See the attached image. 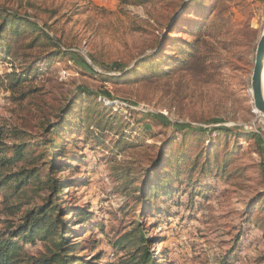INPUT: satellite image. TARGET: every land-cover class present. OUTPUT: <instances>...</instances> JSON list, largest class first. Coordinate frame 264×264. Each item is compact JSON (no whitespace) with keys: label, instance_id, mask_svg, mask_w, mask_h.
Here are the masks:
<instances>
[{"label":"rangeland","instance_id":"1","mask_svg":"<svg viewBox=\"0 0 264 264\" xmlns=\"http://www.w3.org/2000/svg\"><path fill=\"white\" fill-rule=\"evenodd\" d=\"M186 1L0 0L2 6L26 12L40 24L45 22L50 26V34L62 41L72 57H79L75 62L56 59L50 64V72L24 83L14 94L7 90L5 83H0V119L10 127L31 132L35 139H41L43 124L59 114L71 92L84 90L90 95V99L78 103L76 110L86 122H81L79 133L71 134L76 141L70 146L65 143L78 159L70 161L71 168L64 174H72L81 183L67 188L64 198L70 201V206L89 208L91 215L92 227L75 225L72 228L77 234L78 255L84 260L94 259L99 264L120 262L126 253L112 247L111 243L129 234L128 239L135 243L140 254L145 248L150 252L155 250L154 258H159L163 264H220L231 252L235 236L242 232L246 206L256 202L253 209L264 208L261 157L251 137L241 140L234 163L239 162L245 169L242 176L235 179L234 186L208 174L202 183H211L212 190L191 200L192 189L187 185V176L193 168L191 162L200 158L202 150L207 151L202 155L203 160L210 155V139L216 134L209 129L224 127L256 134L264 149V117L254 111L250 92L255 51L264 32V0L202 1L210 8L200 30L195 33L184 27L174 31L180 43L184 40L187 44L208 34V57L196 69L187 70L172 63L160 69L164 75L149 78L155 61L163 58L161 52L155 61L141 66L129 77L112 82L92 75L79 61L84 59L97 73L122 76L138 60L154 53L171 20L183 12L181 8ZM194 13L184 16L187 19ZM198 51L201 54L198 47H189L187 57L180 56L179 60H187L189 54L192 56ZM177 52L176 45L169 44L167 53L175 55ZM90 55L101 64L91 62ZM100 65L107 66L109 71ZM10 71V58L0 60V76ZM29 88L37 91L20 100V93ZM95 104L99 107L95 108ZM94 108L103 116L99 129L94 128L92 121L84 120L85 112L90 114ZM145 115L156 119H145ZM113 116L117 119L112 120L110 130L105 121ZM76 123L80 121L76 119ZM89 125L94 137L102 134L99 140L88 138ZM184 125L192 127L188 130L193 136L188 149L195 147L187 163L181 166L180 180L184 183L175 185L179 191L169 196L171 199L151 198L154 207L158 205L168 210L167 216L155 210L143 214L138 189L144 173L156 157L158 147L170 138L174 128ZM200 129L211 134L198 131ZM120 132L124 142L136 140L140 145L119 151L115 142ZM234 139L232 135H223L216 148L222 154L236 150ZM180 141L168 151L172 158L179 152ZM128 170L133 188H137L128 189L125 194V183L117 176ZM2 197L0 194V201ZM2 209L0 204V221L17 220V216L4 215ZM250 220L246 241L232 264H264V210L258 216L252 213ZM142 236L162 242L150 248L136 241ZM35 242L26 245L25 252L40 251V242ZM158 253L160 255H156Z\"/></svg>","mask_w":264,"mask_h":264},{"label":"trees","instance_id":"2","mask_svg":"<svg viewBox=\"0 0 264 264\" xmlns=\"http://www.w3.org/2000/svg\"><path fill=\"white\" fill-rule=\"evenodd\" d=\"M147 1L149 0H133L134 3ZM202 1L187 0L181 8L183 12L179 13L174 22L168 25L160 42L154 47V53L138 60L129 70L122 71V76H108L104 72L97 73L82 58L79 60L81 65L85 69H90L92 75L112 82L129 77L141 66L150 61H155L161 52H163V58L160 61H155L156 64H154L152 75L149 78L164 75L160 69L172 63H178L179 67H185L187 70L196 69L208 57V34L202 37L197 36L198 38L195 39L194 43L187 44L184 40L180 43L181 40L174 36V31L184 27L195 30V33L200 30L210 8L208 4L206 5ZM190 11L195 13L186 19L185 16L188 13L191 14ZM49 30V25L45 22L40 24L28 13L0 5V60L7 57L11 60V71L0 76V83H5L7 90L12 94L21 90L24 83L50 72V64L56 59L66 58L69 62H75L79 58L77 55L76 58H73L72 52L63 45L59 38L51 35ZM177 43L179 44L178 47ZM169 44L176 45L177 54L167 53ZM188 46L192 49L198 47L201 54L198 51L199 53L195 52L192 56L189 54L187 60L180 61V56L187 57ZM89 59L93 63L101 64L92 55L89 56ZM100 66L105 71H109L107 66ZM142 78L149 79L147 77ZM35 91L37 90L29 88L20 93L19 99L23 100ZM85 93L84 90H76L69 94L68 101L59 111V114L54 115L51 122L48 121L43 124L44 136L41 139H35V135L30 134L31 132L10 127L7 122L0 119V194L3 196L0 201L3 207L1 211L7 216H17V220L13 218L14 220L0 221L2 224L0 228V264H99V262H94V259L84 260L82 256L78 255L79 243L78 240H75L77 234L72 229L75 225L92 227V224L89 223L91 216L89 208L85 209L77 204L70 206V201H66L64 198V192L67 188L76 183H81L77 182L78 178L72 174L66 175L64 172L71 168L70 161H77L76 159H78V155L67 145L70 146L72 142L76 141L72 139L71 134L81 131L82 113L79 114L76 110L79 102L90 99V95ZM100 105L102 106V104ZM96 107L99 106L95 104ZM88 112H85L84 120L92 121L95 129L101 128L99 124L103 122L101 121L102 114L96 109L91 110L90 114ZM76 119L80 121L79 124H75ZM113 119L117 118L113 116L105 121L110 130L113 129L111 126ZM145 119L156 118L148 115ZM91 126H88L89 130ZM182 127L174 128L170 138H167L165 142L163 141L162 147H158L156 157L144 173L138 189L139 196H142L140 203L143 206V214L155 210L157 213L167 216L168 210L158 205L154 207L151 198L157 197L159 199L174 196V192L179 191L175 185L181 186L184 183L180 180L181 166L187 163L195 147L191 151L188 149L189 139L193 137L189 132L192 127L189 125ZM209 130L216 134L210 139L208 150L210 155L203 160L202 155L207 154V151L202 150L200 158L191 162L193 168L187 176V185L192 189L189 195L191 200L198 199L205 191L212 190L211 183H202L208 174L216 179L217 177L223 179L225 184L235 185V179L241 177L245 169V167L242 168L241 165H238L239 162L234 163L238 159L236 156L242 146L241 140L243 138H254L255 145H258L256 152L261 157V181L264 184V149L260 146L261 141L256 134L224 127H214ZM91 131L92 129L87 131L89 133L88 138L91 136V139L99 140L102 137V134L94 137ZM198 131L211 134L205 129ZM223 135H232L235 138L236 150L222 154L216 148L217 142ZM118 136L120 138L115 142V145L116 148L119 147V151L140 145V142L136 140L124 142L122 132ZM179 140H181L179 152L175 158H172L168 155V151L175 145L177 147L179 143L176 144V141ZM223 141L225 146L227 139L225 138ZM202 161L203 163H201ZM170 168L175 169L173 173L169 171ZM194 172H197V176H194ZM117 177L118 180L125 183L123 187L125 194L128 189L137 188V186L133 188L134 182H132L130 170L124 171ZM214 178L213 180H215ZM65 203L66 205H64ZM255 204L256 202H253L246 206L242 232L235 236L231 252L222 259L220 264H232L236 259L240 247L246 241V232L250 229L252 213L258 216L264 210L262 208L258 211L259 208L257 207L253 209ZM69 215H73V218H69ZM89 229L91 228L87 230ZM128 236L129 234H123L111 243L112 247L126 253L124 258L115 264H163L159 258H154L155 250L150 252L145 248L144 253L140 254L138 249H135V243H132L133 241L129 240ZM36 240L40 242L42 249L36 254L25 252V246L34 245ZM136 241L146 244L150 248H154L162 242L161 240L157 242L156 238L149 236L136 238ZM156 255H160V253Z\"/></svg>","mask_w":264,"mask_h":264},{"label":"water","instance_id":"3","mask_svg":"<svg viewBox=\"0 0 264 264\" xmlns=\"http://www.w3.org/2000/svg\"><path fill=\"white\" fill-rule=\"evenodd\" d=\"M176 16L171 20L174 22ZM250 92L254 110L264 117V32L257 43L250 81Z\"/></svg>","mask_w":264,"mask_h":264},{"label":"bare ground","instance_id":"4","mask_svg":"<svg viewBox=\"0 0 264 264\" xmlns=\"http://www.w3.org/2000/svg\"><path fill=\"white\" fill-rule=\"evenodd\" d=\"M263 31H264V26H263ZM255 111V110H254ZM256 112V111H255ZM257 113V112H256Z\"/></svg>","mask_w":264,"mask_h":264}]
</instances>
